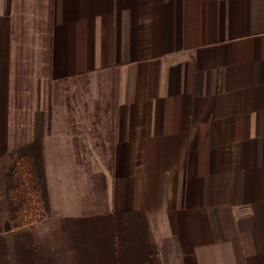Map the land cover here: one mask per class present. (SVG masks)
Here are the masks:
<instances>
[{
	"label": "crops",
	"instance_id": "obj_1",
	"mask_svg": "<svg viewBox=\"0 0 264 264\" xmlns=\"http://www.w3.org/2000/svg\"><path fill=\"white\" fill-rule=\"evenodd\" d=\"M79 78L109 119L48 123ZM37 141L53 215L144 211L162 264H264V0H0V156Z\"/></svg>",
	"mask_w": 264,
	"mask_h": 264
},
{
	"label": "trees",
	"instance_id": "obj_2",
	"mask_svg": "<svg viewBox=\"0 0 264 264\" xmlns=\"http://www.w3.org/2000/svg\"><path fill=\"white\" fill-rule=\"evenodd\" d=\"M41 211L51 215L37 141L0 156V264H162L144 211L61 218L44 243Z\"/></svg>",
	"mask_w": 264,
	"mask_h": 264
},
{
	"label": "rangeland",
	"instance_id": "obj_3",
	"mask_svg": "<svg viewBox=\"0 0 264 264\" xmlns=\"http://www.w3.org/2000/svg\"><path fill=\"white\" fill-rule=\"evenodd\" d=\"M103 82L106 81H97L96 83H90L89 80L79 78L76 80L62 82L56 85V89H54L55 91L53 95L48 96V123H50L53 118H57V116L59 117V119H65L67 118L68 114H71L72 117H79L80 119H91L92 121L94 120L97 123L99 121H102L104 119V116L109 119V114L103 115L102 112H100L96 108L102 102L101 97L99 95H96V92L97 88L100 87V83H102V86H106L105 83L103 84ZM87 105L91 106L90 111ZM79 162H83L85 164L83 165L84 167L88 166V164L90 165L92 171V182H98L104 177L103 175H101L102 172H108L107 169L110 171L112 170L113 161L109 159H93L90 161ZM80 165L82 166V164ZM95 173L98 174L96 175ZM105 176L107 180L108 176ZM80 179L82 178L80 177ZM94 186L95 185H93V187ZM96 188H99L98 185ZM91 195L93 196V198H97L100 200H102L103 198L101 190L100 193L92 191ZM103 210V207L95 208V212H104ZM40 214H43L41 221L36 222L33 227L35 228L36 232L38 233V236L41 238V240H43L44 243L50 238H52L51 234L55 226V222L58 221V219H61V217L59 218L56 215H53L52 213L50 216H48L43 211H41Z\"/></svg>",
	"mask_w": 264,
	"mask_h": 264
},
{
	"label": "built area",
	"instance_id": "obj_4",
	"mask_svg": "<svg viewBox=\"0 0 264 264\" xmlns=\"http://www.w3.org/2000/svg\"><path fill=\"white\" fill-rule=\"evenodd\" d=\"M40 221H41V218H40Z\"/></svg>",
	"mask_w": 264,
	"mask_h": 264
}]
</instances>
